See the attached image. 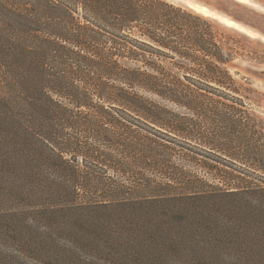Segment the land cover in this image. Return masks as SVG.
<instances>
[{
    "label": "trees",
    "instance_id": "16d2710c",
    "mask_svg": "<svg viewBox=\"0 0 264 264\" xmlns=\"http://www.w3.org/2000/svg\"><path fill=\"white\" fill-rule=\"evenodd\" d=\"M240 45L166 0H0V192L44 210L74 245L61 255L264 264V123L228 69ZM173 159L207 179L189 204Z\"/></svg>",
    "mask_w": 264,
    "mask_h": 264
},
{
    "label": "rangeland",
    "instance_id": "374dc122",
    "mask_svg": "<svg viewBox=\"0 0 264 264\" xmlns=\"http://www.w3.org/2000/svg\"><path fill=\"white\" fill-rule=\"evenodd\" d=\"M166 1L208 18L225 28L231 36L239 39L240 46L244 48L243 56L231 61L228 69L238 82L247 83L255 91L249 97L254 107L253 115L264 123V0H247V2H242V0ZM197 9H202V11ZM121 116L126 119L142 120L133 114ZM261 145L264 146L263 141ZM260 150L262 151L264 148ZM256 159L262 160V156L257 154ZM173 160L179 165L186 166L185 177L176 192L181 196L180 206L183 203L189 204L186 199L190 198L192 193L189 191L194 188L190 187V183L196 178L205 179L206 177L202 170L192 164L187 162L182 164L180 160ZM146 174L151 176L155 172L150 170ZM244 174L245 180L251 181L252 177L249 172L244 171ZM254 179L258 181L257 185L264 186V175ZM208 182L216 181L209 179ZM182 196L184 197L182 198ZM190 205L192 208L189 209L192 212L199 210L197 203L193 204L191 201ZM209 205L211 208L207 211H212L214 206L211 203ZM24 209L28 210V216L21 214L20 211ZM41 209H28L16 199L6 201L4 192H0V264H126L123 256L129 253L120 254V249L117 248L91 256H84L77 251L67 256L61 255L64 247L74 245H70L71 243L65 236L60 235L56 229L54 230L49 225L47 220L37 213ZM188 215L189 213L186 217ZM185 221L186 218L182 222L185 223ZM188 248V246H184V248L175 250L174 247L163 246L162 254L161 248L159 249L160 259L157 264H165L163 258H165L166 264H178L177 261L189 256ZM152 253H154V249ZM134 259L135 261L131 264H149V262L144 263L137 256H134ZM154 259H157V256Z\"/></svg>",
    "mask_w": 264,
    "mask_h": 264
},
{
    "label": "snow or ice",
    "instance_id": "6c2138e0",
    "mask_svg": "<svg viewBox=\"0 0 264 264\" xmlns=\"http://www.w3.org/2000/svg\"><path fill=\"white\" fill-rule=\"evenodd\" d=\"M242 2H247V0H242ZM198 11H202V9H197Z\"/></svg>",
    "mask_w": 264,
    "mask_h": 264
}]
</instances>
